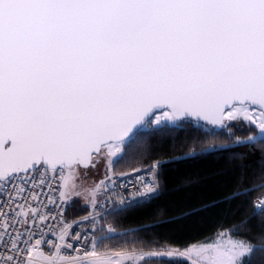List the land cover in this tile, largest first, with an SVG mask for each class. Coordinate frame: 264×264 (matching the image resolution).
<instances>
[{"label":"snow or ice","instance_id":"snow-or-ice-1","mask_svg":"<svg viewBox=\"0 0 264 264\" xmlns=\"http://www.w3.org/2000/svg\"><path fill=\"white\" fill-rule=\"evenodd\" d=\"M233 122L258 133L238 145L264 143V0H0V264H32L45 243L56 252L44 264H171L175 250L166 248L98 254L96 211L82 218L93 234L73 235L79 222L64 215L80 193L70 177L106 159L88 202L95 209L99 194L131 186L113 211L135 210L157 197L156 171L166 163L153 162L150 182L113 173L140 129L194 123L231 133ZM252 208L249 220L264 214V197ZM49 220L58 233L45 229ZM67 238L91 240V249L66 259ZM192 252L203 264H251L264 246L229 238L181 255Z\"/></svg>","mask_w":264,"mask_h":264},{"label":"trees","instance_id":"trees-1","mask_svg":"<svg viewBox=\"0 0 264 264\" xmlns=\"http://www.w3.org/2000/svg\"><path fill=\"white\" fill-rule=\"evenodd\" d=\"M256 133L243 122H233L231 133L228 129L204 131L194 123L155 132L151 127L140 129L112 170L122 173L165 161L156 171L158 195L135 210L107 212L97 232V249H182L223 231L264 246V214L248 219L254 199L264 193V187H259L264 185V143H236ZM253 188L256 190L251 191ZM244 192L247 194L231 198ZM71 201L65 213L70 219L91 209L78 198ZM105 225L115 231L106 234ZM175 257L171 264H192ZM251 264H264V253H255Z\"/></svg>","mask_w":264,"mask_h":264},{"label":"built area","instance_id":"built-area-1","mask_svg":"<svg viewBox=\"0 0 264 264\" xmlns=\"http://www.w3.org/2000/svg\"><path fill=\"white\" fill-rule=\"evenodd\" d=\"M36 175L37 179H39V173L34 174ZM60 173H56L55 174V180L52 184V188L54 189H58L59 188V178H60ZM137 176L143 178L144 180L147 181H151L154 177H153V173L150 171V168H146L143 170H140L138 173H131V175H126L123 179L124 182L127 183L128 181H131V183L134 185L137 182ZM53 177V173L49 172L48 173V178L52 179ZM156 178V177H155ZM117 183L119 184L120 181L118 180ZM132 188L131 186L129 187L128 191H123L121 190L119 187L113 189L112 191L107 192V194H99L100 196V200L98 201V205L95 209H93V207H91L90 211H96L99 212L101 215L98 217L99 219V224L97 225V228L94 232V235L97 238V232L100 228V226L102 225V220L104 218V215L113 210L114 204L115 202H118L119 199L121 198V196H127L128 192L131 191ZM44 191L48 192L49 188L47 187V185H45L44 187ZM54 195H58V191L56 193H53ZM261 197H264V193L262 195L257 196L254 199V202H256L258 199H260ZM106 201H112V204H106ZM89 212L83 216H79L76 218H68L66 215H64V219L66 222L68 223H72L73 221H77L79 223H77L76 225L73 226L72 229V233L73 235H75L76 232H82V233H88L90 236L93 234V228L92 225L89 221H82V218L87 216L89 214ZM49 226L55 227L57 233L59 232V226L56 225L55 221L49 220L45 225V229L47 230L49 228ZM108 226L110 225H105V229L107 231ZM39 238V237H36ZM46 239L47 240H51L55 243H60V241L57 238V235H53V233L51 231H47V235H46ZM69 243H73L74 247L72 249H66L63 253H61V255L65 256L66 259H71L74 257H83V252L80 251L81 248H87L91 245V240H89L87 245H82V244H76L74 241H72L70 238H67ZM38 250H43L46 252H56L55 248H51L50 245H48L47 243H45L41 248H39ZM32 262H37V263H41L44 264V260L40 259L38 257H36L35 255H33V257H31Z\"/></svg>","mask_w":264,"mask_h":264},{"label":"rangeland","instance_id":"rangeland-1","mask_svg":"<svg viewBox=\"0 0 264 264\" xmlns=\"http://www.w3.org/2000/svg\"><path fill=\"white\" fill-rule=\"evenodd\" d=\"M254 135H258V133L254 134ZM245 140H247V139H245ZM106 164H107V160L102 158L100 160V162L96 165L95 168L89 167L88 169L80 168V169L76 170V172L74 174H72L71 177H70V184L75 185V191L79 192L80 194L79 195H73L71 197V199L78 198L83 204H86V205L90 206V203L88 202V200L90 198L88 197L87 190L91 189V188H94L96 186V184L99 183V181H101V180H103L105 178V175L107 174ZM151 166L144 167V168H135V169L143 170V169H146V168H151ZM132 170L126 171V172H122V173H125V174L133 173ZM113 173H115L116 176H119L121 174V173H117V172H114V171H113ZM64 175H66V176L68 175V170L67 169L65 170ZM62 183H63V180H62V177L60 176L59 185L62 184ZM96 200H97V202L100 200V196L99 195L96 197ZM105 232H106V234H110L108 231H105ZM223 232L226 233L225 236L219 237V239H217V237L222 232H220L219 234H217L216 236H214L213 238H211L209 240L198 242L199 244H192V245L199 246L201 244L226 243L229 238H231L233 240H242L240 238H237V237L231 235L228 231H223ZM91 246L92 245H90L88 247V249H91ZM189 246H187L185 248H182V249H180V248L179 249L170 248L169 250H175V251H173V256L182 257V258L190 261V263H192V264H203L202 258L197 256L195 254V252L181 255V253H183V250L188 248ZM144 251H150V250H144ZM39 252H42L43 256H40L38 254ZM97 252L100 255H105V254L106 255H112V254L115 253V252H108V251H99L98 249H97ZM122 252L131 253L132 251H122ZM137 252H139V250ZM53 253H55V252H46V251H43V250H37V253L34 254V255L36 257L40 258V259L45 260V258L50 257ZM32 264H41V263L32 262ZM124 264H133V262L132 261H125Z\"/></svg>","mask_w":264,"mask_h":264},{"label":"water","instance_id":"water-1","mask_svg":"<svg viewBox=\"0 0 264 264\" xmlns=\"http://www.w3.org/2000/svg\"><path fill=\"white\" fill-rule=\"evenodd\" d=\"M210 128V126H208ZM214 130H220V129H214Z\"/></svg>","mask_w":264,"mask_h":264},{"label":"crops","instance_id":"crops-1","mask_svg":"<svg viewBox=\"0 0 264 264\" xmlns=\"http://www.w3.org/2000/svg\"><path fill=\"white\" fill-rule=\"evenodd\" d=\"M90 207H92V206L90 205ZM195 244H199V243H195Z\"/></svg>","mask_w":264,"mask_h":264}]
</instances>
